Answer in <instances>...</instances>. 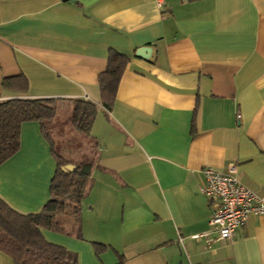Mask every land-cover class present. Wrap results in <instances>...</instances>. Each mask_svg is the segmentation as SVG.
<instances>
[{
    "label": "crops",
    "instance_id": "obj_1",
    "mask_svg": "<svg viewBox=\"0 0 264 264\" xmlns=\"http://www.w3.org/2000/svg\"><path fill=\"white\" fill-rule=\"evenodd\" d=\"M111 50L128 62L106 107ZM13 76L24 91L2 86ZM12 97L97 106L79 214L58 217L66 232L41 229L74 264H264V215L219 239L199 191L203 167L234 163L264 194V0H0V101ZM39 127L22 122L0 164V196L20 212L51 198L56 162ZM0 264L12 258L0 251Z\"/></svg>",
    "mask_w": 264,
    "mask_h": 264
},
{
    "label": "trees",
    "instance_id": "obj_2",
    "mask_svg": "<svg viewBox=\"0 0 264 264\" xmlns=\"http://www.w3.org/2000/svg\"><path fill=\"white\" fill-rule=\"evenodd\" d=\"M128 62V57L111 50L105 68L98 74L100 101L110 107L115 99L117 86ZM2 86L24 91L27 82L13 76L3 78ZM68 120L77 130L88 133L96 113L94 102L74 99ZM59 100L54 98L12 97L0 101V164L19 148L20 126L25 121H36L43 137L50 145L56 169L51 178L48 203L35 212H20L0 196V251L12 258L13 264H74L75 254L65 247L47 241L41 229L66 232L57 219L59 214H71L75 218L86 193L88 177L92 169L90 161H81L64 168L67 160L55 153L49 135L51 121L57 113ZM98 254L105 246L92 243ZM116 264H123L119 260Z\"/></svg>",
    "mask_w": 264,
    "mask_h": 264
},
{
    "label": "built area",
    "instance_id": "obj_3",
    "mask_svg": "<svg viewBox=\"0 0 264 264\" xmlns=\"http://www.w3.org/2000/svg\"><path fill=\"white\" fill-rule=\"evenodd\" d=\"M201 173L199 191L215 204L207 223L217 231L219 239L232 237L252 215H264V194H258L237 179L234 163L226 171L206 166Z\"/></svg>",
    "mask_w": 264,
    "mask_h": 264
},
{
    "label": "rangeland",
    "instance_id": "obj_4",
    "mask_svg": "<svg viewBox=\"0 0 264 264\" xmlns=\"http://www.w3.org/2000/svg\"><path fill=\"white\" fill-rule=\"evenodd\" d=\"M68 111L70 112V108H67L66 104L58 103L55 118L48 125L53 149L60 159L67 160L64 166L90 161L93 167L97 158L96 144L88 133L81 132L70 124ZM61 216L75 219L71 214L62 213L57 216V219Z\"/></svg>",
    "mask_w": 264,
    "mask_h": 264
},
{
    "label": "water",
    "instance_id": "obj_5",
    "mask_svg": "<svg viewBox=\"0 0 264 264\" xmlns=\"http://www.w3.org/2000/svg\"><path fill=\"white\" fill-rule=\"evenodd\" d=\"M72 167V165H70V164H67V165H65V167L64 168H71Z\"/></svg>",
    "mask_w": 264,
    "mask_h": 264
}]
</instances>
